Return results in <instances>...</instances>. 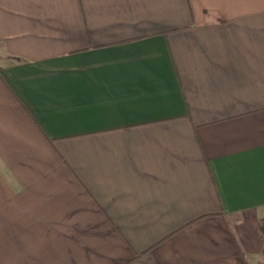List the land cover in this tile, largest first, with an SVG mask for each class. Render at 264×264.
I'll return each instance as SVG.
<instances>
[{"label": "crops", "instance_id": "0c3cea01", "mask_svg": "<svg viewBox=\"0 0 264 264\" xmlns=\"http://www.w3.org/2000/svg\"><path fill=\"white\" fill-rule=\"evenodd\" d=\"M264 0H0V264H264Z\"/></svg>", "mask_w": 264, "mask_h": 264}, {"label": "trees", "instance_id": "16d2710c", "mask_svg": "<svg viewBox=\"0 0 264 264\" xmlns=\"http://www.w3.org/2000/svg\"><path fill=\"white\" fill-rule=\"evenodd\" d=\"M258 229L260 233L261 246H262V254L264 255V218L260 219L258 224Z\"/></svg>", "mask_w": 264, "mask_h": 264}]
</instances>
